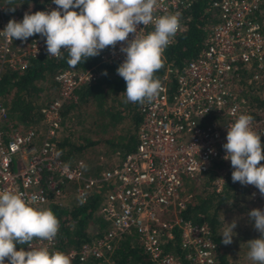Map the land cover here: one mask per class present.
I'll return each mask as SVG.
<instances>
[{
    "label": "built area",
    "instance_id": "1",
    "mask_svg": "<svg viewBox=\"0 0 264 264\" xmlns=\"http://www.w3.org/2000/svg\"><path fill=\"white\" fill-rule=\"evenodd\" d=\"M36 1L38 8L30 14L57 8L52 0ZM190 3L159 0L155 15L179 12L181 16ZM262 4L264 0L212 1L216 19L208 28L204 46L180 68L172 85L163 76L159 96L140 106L142 119L134 149L100 171L87 170L82 159L66 163L58 158L55 147L59 110L75 98L76 89L99 76L94 67L85 71L62 69L54 75L56 96L40 108L41 132L11 121L0 98V191L19 192L29 205L41 210L52 203L62 204L68 193L81 203L91 192L100 191L96 213L104 226L103 234L67 252L80 262L91 257L107 261L117 241L133 235L153 264H180L179 258L163 247L176 233L185 264H215L216 245L207 223L178 215L191 196H182L180 191L184 179L205 174L215 161L226 163L232 173L230 161L223 159L226 153L222 145L227 142V129L240 115L251 116L253 130L264 136V110L245 107L228 82L236 76L237 62L247 71L252 68L250 81L264 80V29L254 17ZM23 16L8 13L0 4V31L9 20L20 22ZM152 31L151 24L137 26L139 37ZM128 39L134 35L129 34ZM122 46L127 45L118 42L115 48L101 51L96 56L98 62L119 66L125 59ZM40 55L48 57L45 38L40 35L23 43L15 39L9 42L0 35V68L21 70L30 58ZM227 174L224 167L211 180L215 193L222 190ZM235 184L252 203L264 208L258 189ZM54 245L55 240L33 241L34 247L49 251H55ZM23 250L30 249L23 245Z\"/></svg>",
    "mask_w": 264,
    "mask_h": 264
},
{
    "label": "trees",
    "instance_id": "2",
    "mask_svg": "<svg viewBox=\"0 0 264 264\" xmlns=\"http://www.w3.org/2000/svg\"><path fill=\"white\" fill-rule=\"evenodd\" d=\"M214 0H191L187 9L180 16V29L172 43L165 49L164 67L155 73L162 81L163 76L172 85L176 73L190 59L198 54L204 46L209 26L215 22L216 12L211 7ZM8 13L23 16L38 8L36 0H14V4H6L0 0ZM16 6L15 11L7 7ZM256 21L264 29V4L254 15ZM67 53L60 59L40 55L30 58L24 69L13 71L7 67L0 68V98L8 111L11 121L24 127H33L40 121V108L56 96L54 75L62 69L85 71L94 67L99 76L91 83L80 86L75 91V98L64 102L59 110L60 128L55 139L56 153L66 163L80 157L89 147L103 146L118 158L132 151L136 144V134L141 123L139 103H125L122 94L125 81L117 74L118 66L114 63H99L97 57H91L75 68L69 67ZM235 75L228 82L236 97L242 100L245 107L264 110V80L250 81V69L247 71L242 63L234 64ZM170 69V72H166ZM107 73L104 75V73ZM253 115L255 113L251 112ZM71 130L62 134L63 131ZM76 133L75 136L73 134ZM264 146V136L260 138ZM264 155V150H262ZM227 168L222 190L215 193L211 180L217 171ZM230 167L226 163L215 161L206 172L205 185L199 194H191L178 215L193 222L205 221L209 226L211 238L216 245L215 264H224L223 254L219 249L222 244L221 207L231 204L236 193H242L232 182ZM203 176V174L201 175ZM182 191V190H181ZM180 191V195L185 196ZM187 195V194H186ZM101 198L100 191H93L85 202L73 201L70 205L49 204L45 209L53 211L60 222L59 232L55 238V251L67 254L69 250H77L81 244L91 243L103 234L104 226L96 213ZM95 225V229L93 228ZM133 236V235H132ZM132 236H124L114 246L108 260L88 258L82 262L74 256L72 264H153L149 257L138 246ZM21 245L16 250H21ZM164 249L172 251L185 264L183 249L178 245L175 233L172 242L164 244ZM5 264L8 261L5 260Z\"/></svg>",
    "mask_w": 264,
    "mask_h": 264
},
{
    "label": "clouds",
    "instance_id": "3",
    "mask_svg": "<svg viewBox=\"0 0 264 264\" xmlns=\"http://www.w3.org/2000/svg\"><path fill=\"white\" fill-rule=\"evenodd\" d=\"M57 6L51 11L25 13L22 21L9 20L3 31L7 41L22 43L34 35L45 38L48 57L60 59L68 55L69 67L75 68L106 48H115L118 42L124 61L116 69L125 81V103L153 102L162 90L155 73L164 67L163 53L180 29V13L156 16L159 0H52ZM14 4V0H6ZM15 11L16 6L7 7ZM70 9H79V12ZM153 25L154 31L139 37L138 25ZM129 34L134 39L129 40ZM107 73L105 72L104 75ZM253 118L240 115L227 129L226 143L222 145L233 169L231 179L242 186L251 185L264 197V155L261 136L252 128ZM62 152H57V156ZM83 203V201H81ZM254 221L259 239L247 242V258L254 264H264V210L248 213ZM60 222L50 209H36L19 192L0 191V264H72L70 255L34 247L33 241H54ZM222 243L230 245L236 221L225 224ZM17 245H27L17 251Z\"/></svg>",
    "mask_w": 264,
    "mask_h": 264
},
{
    "label": "rangeland",
    "instance_id": "4",
    "mask_svg": "<svg viewBox=\"0 0 264 264\" xmlns=\"http://www.w3.org/2000/svg\"><path fill=\"white\" fill-rule=\"evenodd\" d=\"M35 128L42 131V123L39 121L34 125ZM71 130L63 131V135ZM76 133L73 134L75 136ZM87 165V170H95V172L102 170L108 165H112L118 161V156L111 153L109 150L105 149L103 146H94L87 148L82 156L80 157ZM206 175L196 176L190 180L184 179L181 192L186 196L199 194L202 189H206L205 185ZM204 184V185H203ZM74 199L71 193L63 200L64 205H70L73 203ZM230 205L226 204L221 207L220 217L222 219V229L225 230L226 225L236 221V228L233 229L235 235L233 236L232 243L230 244V250L232 252H243L247 256L249 247L247 242L253 239H259L260 233L257 232L253 225L254 221L250 220L248 213L253 209L264 210L263 206H258L254 204H249L243 197L237 196L236 199L230 201ZM95 225L93 228L95 229ZM251 264H254L251 263Z\"/></svg>",
    "mask_w": 264,
    "mask_h": 264
},
{
    "label": "crops",
    "instance_id": "5",
    "mask_svg": "<svg viewBox=\"0 0 264 264\" xmlns=\"http://www.w3.org/2000/svg\"><path fill=\"white\" fill-rule=\"evenodd\" d=\"M242 193H236L234 195V199L237 198V196L243 197L246 201H248L249 204H254L261 206L259 203H252L249 199L248 196L246 195L245 191H241ZM231 245H224L223 243L219 245V249L221 250L223 254V258L225 260L224 264H251L253 261L249 260L243 252H232L230 250Z\"/></svg>",
    "mask_w": 264,
    "mask_h": 264
}]
</instances>
